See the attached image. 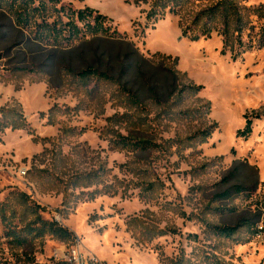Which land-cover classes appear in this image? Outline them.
<instances>
[{"label":"rangeland","instance_id":"rangeland-1","mask_svg":"<svg viewBox=\"0 0 264 264\" xmlns=\"http://www.w3.org/2000/svg\"><path fill=\"white\" fill-rule=\"evenodd\" d=\"M62 1L111 19L131 48L76 44L34 60L0 13V108L29 125L0 134V264H64L75 249L92 264H264V47L234 62L217 34L192 42L178 16L147 20L155 0ZM207 5L192 0L182 22ZM252 21L258 32L264 21ZM144 59H178V90ZM97 62L117 76L135 65L122 86L77 75ZM245 115L252 134L239 138ZM120 136L157 146L125 150ZM38 217L74 237L29 234ZM223 227L236 232L220 235Z\"/></svg>","mask_w":264,"mask_h":264},{"label":"trees","instance_id":"trees-1","mask_svg":"<svg viewBox=\"0 0 264 264\" xmlns=\"http://www.w3.org/2000/svg\"><path fill=\"white\" fill-rule=\"evenodd\" d=\"M191 1L155 0L146 13V18L149 21H159L164 19L167 14L180 17L182 36L192 42L199 41L202 38L209 39L213 34H217L222 38L223 55L229 53L234 62L248 52L264 47V24L256 32L257 26L252 21L253 16H256L259 21H264V4L247 6L243 5L240 0H196L208 3V5L195 13L189 23L184 24L182 22L183 11ZM0 13L10 20L14 29L27 36L26 41L21 46L35 47V50L31 51L34 60L36 59V53L46 51V49L56 53L65 52L76 46V44H79V49H84L88 45H96V42L111 47L127 45L131 48V44L122 41L123 36L119 34L116 28L112 27L111 19L89 7L75 9L71 3H64L62 0H0ZM85 51L97 54L99 49L98 47H89ZM156 56L161 59L170 58L161 54ZM2 60H4V56L0 54V61ZM144 62L148 66L153 65L156 72H164L168 77L169 88L174 89L175 92L178 90L179 72L176 70L178 59H174L172 66L165 63L156 65L158 63L156 61L145 60ZM101 64L100 62L88 64L77 75L85 81H108L122 86V80L128 76L130 66L132 69L135 65L128 66L127 63H122L125 73H120L117 76V73H114V69L110 68L109 65L107 67ZM30 71L32 69H28V72ZM143 77H145L144 74ZM154 86H157V83ZM133 88L128 92H132L131 99L133 102L139 104L137 96L132 91ZM187 89L200 92L204 88L202 86H188ZM245 118V128L237 133L239 138H248L252 134L253 118L248 115H245ZM28 126L25 116L20 111L0 108V134L7 129L20 130L26 129ZM211 134V130H205L200 136L201 138H209ZM114 144L116 147L133 152L149 151L157 146L151 141L131 136H120L114 141ZM238 190L239 193L243 192L241 189ZM34 224L38 225L39 228L30 229L29 234L36 232L39 237L50 234L62 241L74 237L70 231L55 221L46 222L38 217ZM218 231L220 235L232 237L236 229L223 227L218 228ZM257 233H260V231H257ZM14 239L20 246H24L27 242L21 235L15 236Z\"/></svg>","mask_w":264,"mask_h":264},{"label":"built area","instance_id":"built-area-1","mask_svg":"<svg viewBox=\"0 0 264 264\" xmlns=\"http://www.w3.org/2000/svg\"><path fill=\"white\" fill-rule=\"evenodd\" d=\"M261 233H259L260 235ZM93 259L87 255H84L79 250L75 249L72 251V254L66 259L64 264H92Z\"/></svg>","mask_w":264,"mask_h":264}]
</instances>
